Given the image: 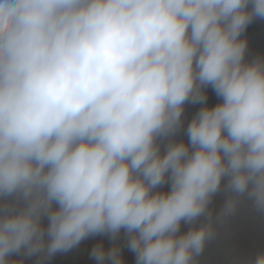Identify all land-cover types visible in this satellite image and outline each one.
I'll return each instance as SVG.
<instances>
[{
    "label": "clouds",
    "instance_id": "1",
    "mask_svg": "<svg viewBox=\"0 0 264 264\" xmlns=\"http://www.w3.org/2000/svg\"><path fill=\"white\" fill-rule=\"evenodd\" d=\"M256 19L264 0H0V264L95 236V264H125L121 233L135 264H198L242 200L264 213Z\"/></svg>",
    "mask_w": 264,
    "mask_h": 264
},
{
    "label": "rangeland",
    "instance_id": "2",
    "mask_svg": "<svg viewBox=\"0 0 264 264\" xmlns=\"http://www.w3.org/2000/svg\"><path fill=\"white\" fill-rule=\"evenodd\" d=\"M187 114H190L188 110H184L183 127L175 137L177 140H184L185 142L188 140L186 135L188 123L184 120V116ZM165 145L166 141L161 146L162 152ZM224 183H226V179L222 181L221 191L213 197L209 206L213 211L214 219L227 198V193L223 190ZM168 188L169 185L165 184L160 190L167 191ZM187 228L188 225L182 224L181 231H186ZM216 228L217 235L214 239L207 242L203 253L199 257L198 264H230L232 261L245 262L253 259L258 252L264 251V213L257 212L248 200H242L236 213L226 221L217 222ZM89 248L87 247L79 253V256L87 261L92 259ZM123 248L128 253V257L124 258L125 264H129L128 262L131 260L130 263L135 264V254L125 246ZM26 264L32 263L26 260Z\"/></svg>",
    "mask_w": 264,
    "mask_h": 264
},
{
    "label": "crops",
    "instance_id": "3",
    "mask_svg": "<svg viewBox=\"0 0 264 264\" xmlns=\"http://www.w3.org/2000/svg\"><path fill=\"white\" fill-rule=\"evenodd\" d=\"M248 40V56L264 55V20L256 19L247 28L243 34ZM207 104L209 106L215 105L219 102V98L211 87L206 89ZM201 105L186 103L184 110H188L190 114L184 116L185 122L189 123L195 113L199 110Z\"/></svg>",
    "mask_w": 264,
    "mask_h": 264
},
{
    "label": "bare ground",
    "instance_id": "4",
    "mask_svg": "<svg viewBox=\"0 0 264 264\" xmlns=\"http://www.w3.org/2000/svg\"><path fill=\"white\" fill-rule=\"evenodd\" d=\"M45 223H46V221H45ZM98 242H103V244H104V246L106 248L107 247H110L111 246V243H112L107 236L90 237V238L82 241L78 247L72 249L71 251H69L67 253H57L51 259L47 260L46 261V264H95V261L93 259H91L89 261L82 259L79 256V253L81 251H83L84 249H86L87 247H90L89 249L91 250L92 247L96 243H98ZM117 243H119L121 245H124L127 248V246L124 244V236H123V233H121V236H120L119 240L117 241ZM122 252H124V253H122V254H124L123 255L124 258L125 257H128V253L125 250V248H122ZM27 261L31 262L32 264H36V258L35 257L28 258ZM130 262H128V263L131 264Z\"/></svg>",
    "mask_w": 264,
    "mask_h": 264
}]
</instances>
